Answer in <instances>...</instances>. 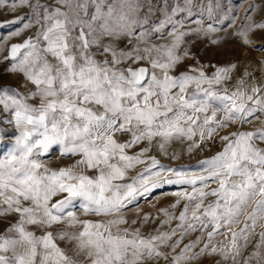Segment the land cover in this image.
<instances>
[{
	"label": "snow or ice",
	"instance_id": "snow-or-ice-1",
	"mask_svg": "<svg viewBox=\"0 0 264 264\" xmlns=\"http://www.w3.org/2000/svg\"><path fill=\"white\" fill-rule=\"evenodd\" d=\"M5 4L11 11L29 9L26 16L0 21V28L20 25L9 37L36 31L12 44L4 57L11 61L7 71L24 77L21 87L30 83L34 90L0 86V106L12 113L0 123L13 125L18 133L0 152V217H18L0 234V264H84L81 256L90 264H159L169 259L171 264H190L205 255H219L231 264L241 258L244 264H264V148L259 146L264 144V121L259 128L242 130L264 116V85L253 83L248 89L237 79L230 91L226 82L232 79L235 63L212 65L211 75L205 71L209 66L199 62L172 74L190 56L187 37H212L220 30L215 25L221 18L214 17L212 4L205 8L196 0H0ZM259 7L249 6L245 23L234 33L245 45L252 43L254 32L264 30V20L251 18ZM237 15L225 13L223 19L231 26ZM153 37L167 43L156 44ZM105 38L110 42L102 43ZM121 39L133 47L118 48ZM6 40L0 39V51ZM256 50L264 51V44ZM98 54L106 58L98 60ZM125 61H147L148 66L117 67ZM118 133L129 138L121 141ZM216 136L223 150L198 161L197 171L165 165L149 155L154 140L155 148L167 155L174 140L191 141V153L208 150ZM53 146H59L63 157L80 159L50 168L43 157ZM135 148L139 150L130 153ZM172 158H178L176 152ZM138 166L143 167L129 175ZM165 185L190 187L172 193L177 197L172 209L185 201L180 214L161 208L156 216L139 217V200ZM210 197L215 199L206 203ZM133 209L140 219L138 228L132 227L137 219L129 222L125 215ZM77 211L111 219H81ZM161 214L160 227L144 235L143 227ZM173 220L178 221L174 228ZM195 232L200 235L181 248ZM205 233L206 242L195 251ZM257 235L254 250L245 257ZM221 236L224 239L217 242ZM58 241H66V247Z\"/></svg>",
	"mask_w": 264,
	"mask_h": 264
},
{
	"label": "rangeland",
	"instance_id": "rangeland-1",
	"mask_svg": "<svg viewBox=\"0 0 264 264\" xmlns=\"http://www.w3.org/2000/svg\"><path fill=\"white\" fill-rule=\"evenodd\" d=\"M43 2V0H42ZM155 2V0H153ZM197 3L202 4L205 8L209 3L212 4L214 12V17H220L221 20L215 26L220 30L216 33L212 34V37H206L204 35H193L186 38L190 43L188 44L190 56L186 58L181 64L177 66V68L173 71V75H179L181 72L188 70L189 66H196L197 63L208 65L205 71L208 75H211L215 71V66H226L230 63H235L237 65L236 69L232 73V79L226 82L229 90H234L236 87L237 79H243L245 81V88L250 89L252 84L254 83L257 86L264 85V65L261 64V61L264 60V51L256 50L259 45L264 44V30H257L254 32L250 39L252 43L250 45H245L239 36L234 35V33L241 28V25L245 23V12L248 10L251 4H257L260 7L252 13V20L256 22H260L264 20V0H245L243 2L242 7L237 8V5L241 3V0H196ZM218 5V6H217ZM146 10V9H145ZM29 12L27 7H19L16 11H11L9 5H0V21H11L19 16H26ZM225 13L237 14V19L235 23L231 26H228V21L223 19ZM156 16L159 17L160 13L157 12ZM198 18V17H197ZM208 19L205 15V26H207ZM20 25H11L9 27L0 28V39L7 38L6 43L2 45V51H0V86H11L18 88L21 92H26L28 90H34V87L28 83L27 88L21 87L22 84L26 83L24 77L19 74L9 73L7 71L8 68L11 67V61H6L4 59L5 56L8 55V51L12 44L14 43H22L24 39L29 35H33L36 31L35 28L25 31L20 36H11L9 37V33L14 32L19 28ZM190 27H196L195 24L190 25ZM213 38H221L219 43L213 44L211 43V39ZM153 40L156 44L167 43L165 40H160L153 37ZM110 39L105 38L102 43H109ZM116 46L125 51L130 50L133 47V44L127 42L126 39H121L116 41ZM183 49H181L182 51ZM93 52L98 53L97 48L92 49ZM96 58L98 60H103L106 57L102 55H97ZM51 60L52 57H49ZM138 68L141 66L147 67V61H141L139 64H132L131 61H125L124 63L118 65L120 68L127 67ZM247 70L249 73L248 76H244V72ZM253 77L255 78L253 81ZM192 89H189L191 91ZM32 103H38V101H30ZM12 113H4L2 106H0V121H5L11 118ZM264 121V116H262L259 120L254 121L252 124H247L244 126L242 130H251L253 128L261 127V122ZM0 128H3L4 131L0 133V136L3 137V141L0 142V152L6 151L8 147H10L13 138L18 134L13 125L7 123H0ZM235 130V127L232 129ZM224 133L221 132L220 135ZM118 138L123 141L128 139V136L117 134ZM159 139V138H157ZM191 141H186L181 143L180 141L174 140L168 147V154L165 155L162 152H159L155 148L156 141H153V150L149 155H155L157 159L161 161V163L165 165H170L172 167L186 166L185 170L188 171H197L198 161H202L208 158H211L217 152L223 150V144L219 140V136H216L208 146V150L196 149L193 152L189 153L187 151L189 144ZM260 147L264 148V144H260ZM201 148H204V145H201ZM139 148H135L130 150L131 152L138 151ZM176 152L177 159L172 158V153ZM80 159L79 156L76 157H63L60 154L59 146H53L50 153L43 157V160L47 162V165L50 168L58 169L70 164H74L76 160ZM143 166H138L136 169L132 170L129 175H135L137 172L141 170ZM89 174H94L93 172H89ZM217 185L212 184L211 187H216ZM184 187L181 185H165L164 187L155 190L151 196L145 198H141L139 200V207L141 211L139 212V217H142L145 213H151L153 216H156L161 208L169 209V211H174L178 216L180 212L183 210V205L185 201L181 200L180 205L172 209L171 205L174 204L177 200L175 195L172 193L181 191ZM190 191V187H188ZM55 199V198H54ZM215 197H210L206 203L214 200ZM251 210V209H250ZM77 214L81 219H92V220H107L111 219V217H96V216H83L79 211ZM125 215L129 219V222L132 219H137V223L132 225L133 228L140 227V219L137 217L135 209L133 211L126 212ZM16 215L0 217V234H3L5 230L11 226V224L15 223L17 220ZM163 215L161 214L160 219H157L154 223L149 222L142 229L144 235H148L150 232H153L156 228L160 227V221L163 219ZM178 221L173 220L171 227H176ZM129 225H122L121 227H128ZM242 226V224H241ZM60 227L55 229L58 231ZM169 226L165 225L163 230H167ZM30 230L35 231L37 235L42 234V230L36 228L35 226H29ZM238 230V229H237ZM260 230L257 229V232ZM200 235L199 232L192 233L190 236L186 237L183 244H181V248L184 244L189 243L191 240H194L196 236ZM205 240L201 241L200 245L195 249V251H199L203 244L206 242ZM175 239V238H174ZM224 237H217V242L223 240ZM259 236L254 237L249 244L248 248L245 249L244 256L246 257L250 252L254 250L255 244L258 242ZM60 246L66 247V241H58ZM69 250V254L71 253V246H67ZM180 248L176 249V252L179 253ZM84 264H90L88 261H84L83 256L79 257ZM217 261H221L219 255H205L200 257L199 260L191 261L190 264H216ZM155 264V262H152ZM159 264H171L169 261L161 260ZM221 264H231V261H221ZM239 264H244L243 258L239 261ZM252 264H257L256 260L252 261Z\"/></svg>",
	"mask_w": 264,
	"mask_h": 264
}]
</instances>
